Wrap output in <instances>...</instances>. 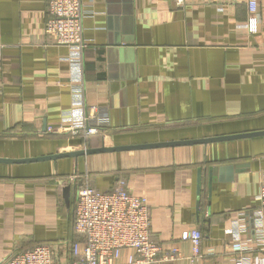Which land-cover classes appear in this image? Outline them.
Here are the masks:
<instances>
[{
	"label": "crops",
	"instance_id": "1",
	"mask_svg": "<svg viewBox=\"0 0 264 264\" xmlns=\"http://www.w3.org/2000/svg\"><path fill=\"white\" fill-rule=\"evenodd\" d=\"M48 1L0 0V158L264 130V0L254 32L245 0H82L81 57L45 32ZM72 114L107 126L87 139L49 131ZM119 180L146 197L152 239L181 253L151 264H233L235 216L254 240L264 136L0 162V263L47 244L66 264L77 190ZM192 228L198 258L181 239Z\"/></svg>",
	"mask_w": 264,
	"mask_h": 264
},
{
	"label": "built area",
	"instance_id": "2",
	"mask_svg": "<svg viewBox=\"0 0 264 264\" xmlns=\"http://www.w3.org/2000/svg\"><path fill=\"white\" fill-rule=\"evenodd\" d=\"M186 0H173L181 6ZM208 1V0H201ZM233 1V0H230ZM250 17L249 31L257 30V8L260 0H245ZM82 0H49L48 19L45 32L53 35L55 43L74 49L81 57L86 43L83 38ZM72 114L65 118L67 126L50 127L49 131H66L72 136L87 139L103 131L107 119L95 114ZM70 180H75L72 175ZM259 205L254 211L255 230L252 245L247 247L241 240L243 225L240 216H235L231 224V257L233 264H264V183L258 191ZM74 229L79 239L70 244V259L66 264H151L172 261L181 256L178 248L164 252L162 246L150 234V219L147 199L134 195L119 180L108 190H99L90 185H82L77 190L74 202ZM182 240L192 244L193 257H200L202 233L198 228L183 231ZM132 251L126 261H121L123 250ZM0 264H58L53 248L40 244L31 249L17 251Z\"/></svg>",
	"mask_w": 264,
	"mask_h": 264
},
{
	"label": "water",
	"instance_id": "3",
	"mask_svg": "<svg viewBox=\"0 0 264 264\" xmlns=\"http://www.w3.org/2000/svg\"><path fill=\"white\" fill-rule=\"evenodd\" d=\"M255 136H264V130L250 131V132L231 134V135H221V136H215V137L157 142V143L115 145L111 147H106V146L90 147V148L86 147V148L75 150V151L56 153V154L44 155V156H38V157H30V158H22V159L0 158V162H4V163L36 162V161H43V160H49V159H57V158H62V157H78L82 155H89V154L101 153V152L134 150V149H140V148H155V147H164V146H177V145H187V144H196V143H208V142H214V141H225V140L255 137ZM215 171L216 169H214V172ZM210 174H212V171L210 172ZM64 191H67V189L65 188Z\"/></svg>",
	"mask_w": 264,
	"mask_h": 264
},
{
	"label": "trees",
	"instance_id": "4",
	"mask_svg": "<svg viewBox=\"0 0 264 264\" xmlns=\"http://www.w3.org/2000/svg\"><path fill=\"white\" fill-rule=\"evenodd\" d=\"M104 130V129H103ZM81 138V137H80Z\"/></svg>",
	"mask_w": 264,
	"mask_h": 264
}]
</instances>
